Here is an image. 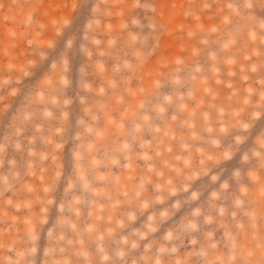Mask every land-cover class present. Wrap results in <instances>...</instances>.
<instances>
[{
  "label": "rangeland",
  "instance_id": "374dc122",
  "mask_svg": "<svg viewBox=\"0 0 264 264\" xmlns=\"http://www.w3.org/2000/svg\"><path fill=\"white\" fill-rule=\"evenodd\" d=\"M0 264H264V0H0Z\"/></svg>",
  "mask_w": 264,
  "mask_h": 264
}]
</instances>
